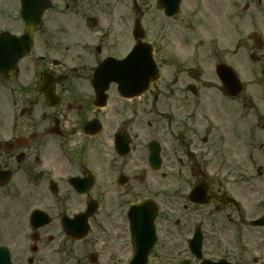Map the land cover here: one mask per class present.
Listing matches in <instances>:
<instances>
[{
    "label": "flooded vegetation",
    "instance_id": "flooded-vegetation-1",
    "mask_svg": "<svg viewBox=\"0 0 264 264\" xmlns=\"http://www.w3.org/2000/svg\"><path fill=\"white\" fill-rule=\"evenodd\" d=\"M20 8L0 0V246L12 263L125 264L131 203L159 199L174 177L178 205L160 207L150 264H180L182 184L203 190L189 215L207 264H264V95L242 67L264 71V0H192L174 41L158 0H49L31 33ZM150 47L160 77L148 85ZM115 60L142 74L95 75ZM221 64L248 89L224 95ZM88 199L96 236L72 239L62 221Z\"/></svg>",
    "mask_w": 264,
    "mask_h": 264
},
{
    "label": "rangeland",
    "instance_id": "rangeland-1",
    "mask_svg": "<svg viewBox=\"0 0 264 264\" xmlns=\"http://www.w3.org/2000/svg\"><path fill=\"white\" fill-rule=\"evenodd\" d=\"M191 7H192V0H183L182 3V12L173 20L171 19H164V24L166 27V30L169 31L168 35H170V39L169 41H174L175 40V34L171 33V29L174 30L176 28H179L181 31H183L184 33H186V31H188V26H189V18L191 16L190 12H191ZM197 31V42H201V41H211L209 36H207L201 29L200 27L196 28ZM199 62H202L199 61ZM199 64V63H198ZM206 66H208V63L205 64V62L201 65V67H204L206 69ZM198 67V65H197ZM243 68H245V72L246 74H244V78H245V82L249 84L250 89H252V91H254L255 93L259 94V95H264V79L262 77V75L260 76V79L252 72L253 68L255 67L253 64H245L242 66ZM199 69V68H198ZM248 69H251L250 73L248 71ZM259 74H261L259 72ZM217 81V80H216ZM251 83V84H250ZM212 92L215 94L217 93L215 91V89H212ZM166 110V109H165ZM254 111V110H252ZM250 117V116H249ZM248 117V118H249ZM252 147V146H250ZM246 149H248V146H245ZM177 180L174 177H166L164 178L163 184L165 185L164 187V195L160 194L159 195V202H161V205L163 206V208H166V211L168 208H171V206L173 204H177V199H174L172 197V188H175V184H176ZM183 182V181H182ZM188 187L187 186H183L182 184V190H181V201H187L184 197V194L187 192ZM190 209L189 208H184L183 206H181L180 209V213L179 214H174V216L172 218L176 219L177 217H179L182 220V224L181 227L179 228V236H178V242L180 243V249H179V258L182 259L183 257H185L186 255H188L187 252V236L189 235V230H190ZM183 223H187L188 225L185 227L184 230V224ZM96 228L94 227L93 232L91 237L96 236ZM95 234V235H94ZM167 241H165L164 243H166ZM172 243V241L170 242ZM87 243H77L76 244V248H80V249H87V250H91L93 249V247H87ZM108 247H105V249H107ZM99 252V251H98ZM159 250H156V255L158 254ZM156 263V262H155Z\"/></svg>",
    "mask_w": 264,
    "mask_h": 264
},
{
    "label": "water",
    "instance_id": "water-1",
    "mask_svg": "<svg viewBox=\"0 0 264 264\" xmlns=\"http://www.w3.org/2000/svg\"><path fill=\"white\" fill-rule=\"evenodd\" d=\"M168 2L171 1L170 7H168L166 3V7L171 10V14L176 13L179 10V0H167ZM24 2V15L26 20L28 21V24L34 25L32 23L33 18L35 17V11L38 18H40L41 13L44 11V9L47 6V0H23ZM33 4H36V10L33 8ZM150 65V64H149ZM151 66V65H150ZM226 79V80H225ZM224 81L234 86L236 83L239 84V81L235 79L231 80V76H226ZM230 80V81H229ZM231 88V87H229ZM150 203H153L151 200H148V204H135L133 206V209L136 211L141 212L140 219H144L146 221V224H148V233L147 240L143 241L142 247H139L136 252V255L132 261L131 264H146L148 260V252L154 242V218L156 215V207L153 206L154 212L151 213L150 210L152 207H150ZM142 209V210H141ZM87 226H82V224L79 225H69L68 229L71 233H75L77 231L78 233H81L85 230ZM197 245V250H199V247L201 245V241L198 240V238H194L192 240V245ZM1 250V249H0ZM0 264H11L9 255L5 254L3 255L2 252H0Z\"/></svg>",
    "mask_w": 264,
    "mask_h": 264
}]
</instances>
